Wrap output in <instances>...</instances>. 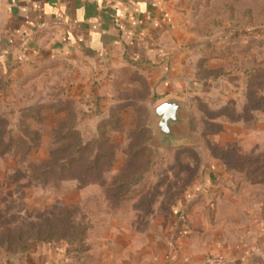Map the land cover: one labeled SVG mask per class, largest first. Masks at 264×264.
Masks as SVG:
<instances>
[{"label":"rangeland","instance_id":"1","mask_svg":"<svg viewBox=\"0 0 264 264\" xmlns=\"http://www.w3.org/2000/svg\"><path fill=\"white\" fill-rule=\"evenodd\" d=\"M189 8L196 77L214 82L171 94L199 145L159 157L150 118L165 94L145 79L71 97L51 72L12 78L0 62V264L39 249L58 264H181L185 241L203 261L212 245L264 246V0Z\"/></svg>","mask_w":264,"mask_h":264},{"label":"crops","instance_id":"2","mask_svg":"<svg viewBox=\"0 0 264 264\" xmlns=\"http://www.w3.org/2000/svg\"><path fill=\"white\" fill-rule=\"evenodd\" d=\"M189 4L190 0H0V62L7 63L12 78L51 72L71 97L111 96L113 82L128 77L145 79L154 93L165 94L163 101L181 100L171 94H187L191 86L200 93L212 91L213 80L196 77L194 63L203 47L192 33ZM55 18L70 23V28H39ZM47 66L51 69L45 70ZM180 244L181 264H264V246L256 243L210 245L213 253L204 261L189 249L190 241ZM34 254L26 264L61 260L49 249Z\"/></svg>","mask_w":264,"mask_h":264},{"label":"water","instance_id":"3","mask_svg":"<svg viewBox=\"0 0 264 264\" xmlns=\"http://www.w3.org/2000/svg\"><path fill=\"white\" fill-rule=\"evenodd\" d=\"M153 150L159 157L166 152L199 145L188 134V110L177 99H166L151 110Z\"/></svg>","mask_w":264,"mask_h":264},{"label":"built area","instance_id":"4","mask_svg":"<svg viewBox=\"0 0 264 264\" xmlns=\"http://www.w3.org/2000/svg\"><path fill=\"white\" fill-rule=\"evenodd\" d=\"M146 1H152V0H146ZM45 25H49L50 27H58L61 29H69L70 28V23L66 22L65 20H63L61 18H55L50 23L41 24L39 26V28H42Z\"/></svg>","mask_w":264,"mask_h":264}]
</instances>
